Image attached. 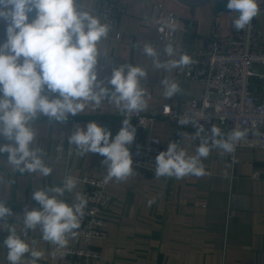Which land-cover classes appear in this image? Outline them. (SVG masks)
<instances>
[{
	"label": "crops",
	"instance_id": "obj_1",
	"mask_svg": "<svg viewBox=\"0 0 264 264\" xmlns=\"http://www.w3.org/2000/svg\"><path fill=\"white\" fill-rule=\"evenodd\" d=\"M107 0H82L86 10L105 23L100 11ZM125 9L118 27L109 25L106 39L98 44L101 58L98 60V79H107L112 69L123 64L140 66L147 72L141 80L147 108L143 115L155 117L150 129L143 132L131 115L137 137L153 136L168 147L177 142L189 154H195L199 138L192 127L176 129L161 116L165 105L173 107L200 97L203 88L178 77L177 69L154 70L152 58L142 52L145 44H151L158 52L161 63L178 59L181 51L204 47L209 34L219 29L223 36L235 30L233 20L237 13L227 9L228 0H209L195 8L178 0H111ZM162 4L166 11L176 15V28L171 42L159 38L155 19V6ZM31 19V17H30ZM264 27V13L256 18ZM107 24V23H106ZM118 35L120 39H118ZM5 39V26L0 23V41ZM176 52L169 57L165 46ZM104 59L111 60L106 63ZM264 71V70H263ZM177 82L182 89L171 98L163 95L161 80ZM264 92L261 88L259 92ZM58 95V94H57ZM125 119L114 103L104 101L99 107L91 104L76 115H68L65 122L52 121L40 115L32 121L36 137L32 147L43 149L44 160L53 171L47 177L36 173H21L7 164V153L0 154V200L12 209L13 215L0 222V245L8 236V227L22 231L25 208L39 209L33 197L38 188L62 186L66 176L77 180L73 192H65L64 200L72 204L76 194L85 195L84 177L104 179L107 175L105 157L98 153L79 156L68 137L77 127H86L91 121L106 127L114 136ZM185 134V138L181 134ZM207 135V133H202ZM0 143H10L0 137ZM202 176H186L182 179L160 177L136 171L124 181L113 179L107 191L113 196L110 206L108 236L93 241L101 257L92 264H264V150L240 149L234 160L229 154L221 155L213 149L207 159ZM23 238V237H22ZM27 242L37 241L35 249L44 254L38 264H68L64 253L67 247L81 246L75 237L66 248H57L41 240L39 229L27 232ZM7 249L0 247V264H8ZM25 254L20 264H30Z\"/></svg>",
	"mask_w": 264,
	"mask_h": 264
},
{
	"label": "clouds",
	"instance_id": "obj_2",
	"mask_svg": "<svg viewBox=\"0 0 264 264\" xmlns=\"http://www.w3.org/2000/svg\"><path fill=\"white\" fill-rule=\"evenodd\" d=\"M260 2L228 0L227 9L237 13L233 20L236 30L250 26L252 19L260 14ZM154 22L161 25V32L176 28L170 17ZM0 23L5 26V39L0 41V137L10 142L0 143V154L7 153L6 163L21 173L49 176L53 169L45 163L43 149L32 147L36 137L32 121L43 115L52 121L65 122L69 114L74 116L89 104L99 107L107 101L114 103L125 116L114 138L109 129L91 121L86 127H77L68 142L75 146L79 156L98 153L105 157L102 161L107 170L104 184L113 179L124 181L134 175L130 148L136 138V127L131 124V115L147 108L141 86L147 72L126 63L113 68L111 77L106 78L112 87L98 79L97 64L101 58L98 44L107 38L109 25L86 10L82 0H0ZM142 52L152 58L154 70L183 69L192 63L187 54L161 63L151 44H145ZM165 53L169 57L176 55L170 44L165 46ZM160 83L166 98L182 91L177 82L164 79ZM189 123L197 128L194 138L200 140L195 154H189L177 142L169 143L167 150L156 156L157 178L179 180L189 175L202 176L203 160L213 149H218L221 155L233 153L237 142L247 135L246 129L237 127L225 138L216 125H212L207 135H202L203 125L185 117L183 124ZM181 135L185 138V134ZM3 182L0 177V183ZM77 183L72 176H66L62 186L38 188L33 192L32 198L41 208L28 210L26 207L23 215L17 216L22 221L21 233L9 226V234L0 245L7 249L8 264H20L26 253L31 254L27 259L30 264H38L44 257L35 249L36 240L31 245L27 242L29 230L39 229L43 242L61 249L77 236L88 198L77 193L72 204L63 198L65 192L76 189ZM12 215V209L0 200V222Z\"/></svg>",
	"mask_w": 264,
	"mask_h": 264
},
{
	"label": "built area",
	"instance_id": "obj_3",
	"mask_svg": "<svg viewBox=\"0 0 264 264\" xmlns=\"http://www.w3.org/2000/svg\"><path fill=\"white\" fill-rule=\"evenodd\" d=\"M260 14L264 13V0H261ZM125 13L124 7L117 1L107 0L101 7L102 20L118 27ZM257 15L250 26L223 36L219 29L209 34L204 47L185 49L179 53L191 57L192 63L183 69H177L178 77L197 84L203 88L200 97H194L188 103L178 106L165 105L161 116L166 118L176 129L192 127L184 125L185 117H190L203 125L205 133H209L212 125L221 132L227 133L234 128L247 130L244 139L237 142L235 151L230 153L231 160L238 150H264V27L256 22ZM171 18L176 23V15L166 11L162 4L155 6V19ZM157 24L159 38L171 42L174 30L161 32ZM120 39V36L117 37ZM178 55V58H179ZM168 109V110H166ZM137 125L146 132L155 117L133 114ZM156 141H159L157 143ZM167 147L157 137L142 136L135 138L130 151L133 158V169L155 175L156 156ZM104 179L84 177L85 195L88 205L77 238L81 246L67 247L64 253L68 264H92L100 259L101 252L95 249L93 241L105 240L108 236L110 206L113 196L107 191Z\"/></svg>",
	"mask_w": 264,
	"mask_h": 264
},
{
	"label": "water",
	"instance_id": "obj_4",
	"mask_svg": "<svg viewBox=\"0 0 264 264\" xmlns=\"http://www.w3.org/2000/svg\"><path fill=\"white\" fill-rule=\"evenodd\" d=\"M178 1H180L181 3H183L189 7L195 8L197 6L205 4L209 0H178Z\"/></svg>",
	"mask_w": 264,
	"mask_h": 264
}]
</instances>
